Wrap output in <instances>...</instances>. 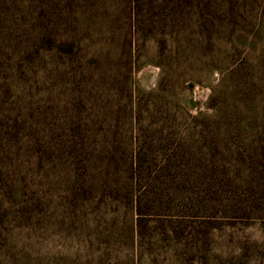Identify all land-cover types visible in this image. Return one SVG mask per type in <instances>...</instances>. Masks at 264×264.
<instances>
[{"label": "rangeland", "instance_id": "rangeland-1", "mask_svg": "<svg viewBox=\"0 0 264 264\" xmlns=\"http://www.w3.org/2000/svg\"><path fill=\"white\" fill-rule=\"evenodd\" d=\"M130 2L0 0V264L70 256L48 214L64 219L83 166L97 182L137 152L194 197L176 211L209 229L196 259L264 264V0L187 9L180 29L145 33L132 51L122 25L162 15L149 9L159 0L140 13ZM52 24L56 39L38 44Z\"/></svg>", "mask_w": 264, "mask_h": 264}, {"label": "trees", "instance_id": "trees-1", "mask_svg": "<svg viewBox=\"0 0 264 264\" xmlns=\"http://www.w3.org/2000/svg\"><path fill=\"white\" fill-rule=\"evenodd\" d=\"M164 1L154 2L149 8H159L161 17L129 20L122 25L126 38L122 46H131L132 51L137 38L145 33L175 32L181 28L179 22L187 9L197 10L202 15L201 10L211 12L226 8L229 2L223 0L226 4L214 6L203 0H197V3L189 0L188 4L183 0H174L168 8ZM129 8L134 13H140L145 5L141 0H131ZM37 25L33 23L28 31L35 33ZM114 25V22L110 23V29ZM47 29L50 37L32 35L38 44L46 47L50 46L52 38L56 39L57 26L52 24ZM71 130L79 133L80 127H72ZM83 168H79L81 171L77 173L81 180L75 179L65 200L64 219L50 213L46 222L50 232L54 230L51 225L56 219L54 226L65 234L68 240L66 249L72 244V253L65 257L55 256L49 264H203L194 255L206 249L209 229L203 224L188 223L187 218L176 211L181 204H190L194 197L190 196L187 200L179 195L175 177L169 178L163 171L152 176L139 152L135 153L127 167L109 161L97 182L93 171L96 166L85 165ZM167 168H173L172 164L162 167ZM201 226L203 230H200ZM198 237L201 238L196 240ZM10 261L41 264L32 258L19 259L16 255L11 256Z\"/></svg>", "mask_w": 264, "mask_h": 264}]
</instances>
